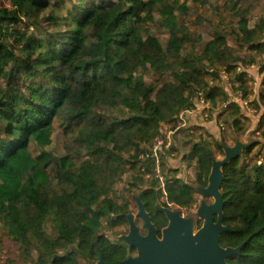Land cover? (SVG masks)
<instances>
[{"label": "trees", "instance_id": "trees-1", "mask_svg": "<svg viewBox=\"0 0 264 264\" xmlns=\"http://www.w3.org/2000/svg\"><path fill=\"white\" fill-rule=\"evenodd\" d=\"M7 1L0 3V248L7 243L11 250L3 264H89L98 258L95 241L105 262L118 264L130 251L102 229L104 220L108 230L127 225L118 189L125 168L161 124L171 125L194 104L212 69L255 62L244 50L264 49V17L249 26L255 0ZM209 9L231 16L235 28L221 30L222 18L206 17L209 38H193L187 18L196 14L197 24V10ZM21 27L28 31L23 37ZM243 76L234 77L240 87ZM209 89L217 108L227 93ZM253 104L256 116L239 101L224 110L234 131L252 116L260 124L264 102ZM215 129L218 136L219 124ZM258 145L222 169L223 224L232 231L220 235V245L248 240L228 264H264V166L250 171L244 162ZM210 155L200 137L182 157L195 167V186L177 176L178 167L172 177L166 170L167 205L190 209L196 186H207ZM163 158L167 165L172 156ZM139 180L131 175L128 184ZM155 187L151 181L137 195L160 228L166 220L156 211L162 195Z\"/></svg>", "mask_w": 264, "mask_h": 264}, {"label": "water", "instance_id": "water-1", "mask_svg": "<svg viewBox=\"0 0 264 264\" xmlns=\"http://www.w3.org/2000/svg\"><path fill=\"white\" fill-rule=\"evenodd\" d=\"M263 142L262 138H250L247 143L236 140L235 145L229 147L220 140L223 159L216 160L210 155L212 164L207 186H196L195 189L203 198H212V203L207 204L202 200L192 217H184L179 210L160 207L158 204L159 211L168 221V225L162 229L161 239L157 237L156 227L141 198L134 197L138 209L136 217L141 219L146 234H140L134 215L128 214V233L120 236L118 240L130 249H135L137 254L119 264H228V258L240 255L248 240L234 248L222 247L219 241L221 234L232 231L230 226L223 224L222 169L231 160L240 157L251 145ZM196 218L202 221L197 230L194 223ZM93 245L98 253L96 264H107L99 244L95 241Z\"/></svg>", "mask_w": 264, "mask_h": 264}, {"label": "rangeland", "instance_id": "rangeland-1", "mask_svg": "<svg viewBox=\"0 0 264 264\" xmlns=\"http://www.w3.org/2000/svg\"><path fill=\"white\" fill-rule=\"evenodd\" d=\"M0 3H2V5H5V6L8 5L7 0H0ZM252 3H253V11H251V14L249 17V26L250 27H252L261 17H264V0H255ZM218 11H221L220 8H218ZM197 13H200V15H202L200 22H198L197 24H196V22H197L198 16L196 14H193L192 16L188 17L186 20L187 23L189 24L193 38H197L198 36H201L204 39L209 38L210 30H209V28H207V25H206V17L207 18L212 17L216 20L222 18L223 19V26H221V28H220L221 30H225L227 32H230L231 30H233L235 28L236 22L228 14L224 15L222 13H218V15H217V14H215V10H210V9L203 11V12L200 10H197ZM19 32H20L21 36L23 37V34H27L28 31L26 30V28L21 27ZM230 44L235 46V44L233 42H230ZM244 51L252 54L255 62H253L251 64H264V49L261 50V52H259V51H256V52L252 51L251 52V49L246 48ZM246 61L248 63V59H246L244 62H246ZM220 69H223V68H217L216 70H220ZM212 74H213L212 76L209 75V77H208L209 81H208V84L206 85L208 88L217 86V87H219L220 90H223L224 87H227V88L229 87V84L228 83L225 84L224 82H222L218 78V76H216L215 73H212ZM144 78L147 81H152L154 77L150 71L146 70L144 72ZM230 82H231V80H230ZM206 86L204 89H207ZM222 86H223V88H222ZM232 89H233V91H230V92H234L236 90L235 88H232ZM241 91H243V90H241ZM250 91L253 92L252 89ZM248 92L249 91L246 89L245 95H247ZM233 96H234V94H233ZM227 98H229V95H227ZM225 100H226V97L225 98L219 97L217 104L220 106L222 104V102H224ZM253 103H254V101H252L251 105H249L247 108V110L251 114H255L251 110H253V111L257 110ZM224 110L223 109L222 110L217 109V108L213 109L212 110V117H213L214 113L216 115L219 113L224 114L225 113ZM225 116H224L225 118L223 117L221 119V125L223 126V130L221 129V131H219L220 134L218 136H214L213 134H209L205 130L200 129L198 127H195L194 125H190L189 128H183V129L179 130L178 132L174 133L173 150L171 153H169V157L172 156V159L169 160L167 165H165V162L163 164V169H165V168H166V170L169 169L168 172H169L170 177L173 176L172 170L176 169L178 167L180 171H179L177 176L179 178H183L188 184H192L193 186H195V184H194L195 167H194V165L190 168L186 167L185 163L182 161V157L184 154L189 152L192 142L198 141L200 139V137L202 138V140H205L206 142L209 143V145L211 146L212 151H213V157L216 160H221L224 157V154H220L216 150L214 143L217 140L218 141L222 140V142L226 146L233 147L235 145L236 140L247 143L250 138H262V139H264L263 137H261L264 134V130H262L261 127L260 128H258V127L253 128L250 120L242 119L240 126H239V130L234 131V129L231 126V120H233V117L229 116V114H227ZM260 125H262V124H260ZM163 128L168 129V130H173L174 126L173 125H167V124H161V129H163ZM263 147H264L263 143L259 144L258 146H256L254 148V150L251 153L252 159L249 160V157H247L245 159L244 162L250 171L255 168V166H256L255 162L257 161L258 156L264 155ZM125 156L128 157L129 155L126 154ZM128 159H129V157H128ZM246 160H249V164L246 163ZM136 167L137 166L135 164H128L127 167L125 168V171L123 172L122 177H121L120 182H119L118 189L121 192L120 194L122 196V202L124 203V212H126V211H130V213L135 212V207H134L133 200H132L133 196L137 195L141 190H144V189H147L150 187V181L149 180H139V182H135L133 185H130V183L128 184V179L131 175H133L134 177L137 176ZM130 170H131V174H127L128 171H130ZM127 185L132 186V188H130V189L132 190L131 193H133V194L124 191L125 187ZM202 200H204V202H206L207 204H210L213 201L212 198H203V196L200 193L196 192L195 193V202L190 207V209H180L175 205H169V207L172 210H179L184 217H192L197 212L199 204ZM158 202L167 206L165 203V196H161V199L156 202V205ZM151 209H152V207H151ZM198 222H200V225L202 224L201 220H199L197 218L194 219L196 230H197V223ZM106 223H107V221L104 220V222H103L104 228L102 229V232L111 241L112 240L114 241L116 236L123 234V230H122L123 228H119L116 230H108L106 227ZM139 225L141 226V223H139ZM8 250H11V245L4 243V246L2 248H0V264L4 263L5 256H6L5 252H7ZM111 261H113V259ZM90 263L94 264V260H92Z\"/></svg>", "mask_w": 264, "mask_h": 264}, {"label": "built area", "instance_id": "built-area-1", "mask_svg": "<svg viewBox=\"0 0 264 264\" xmlns=\"http://www.w3.org/2000/svg\"><path fill=\"white\" fill-rule=\"evenodd\" d=\"M212 73H215L218 78L227 84L233 76H237L239 74L244 73L241 65L236 66L231 71L226 69H212ZM207 89H199L194 93V100L190 99L194 104L185 111H181L177 118L171 123L174 126L173 130L161 129V133L156 135L153 139L149 147L143 151H140L136 154V163L135 165L137 170V176L141 178V180H149L156 182V190L160 192L162 196H166L165 184L167 182V172L166 168L163 169L164 158L163 154L166 152L171 153V148L173 147V136L174 133L177 132L179 128H187V122L185 120L186 116L190 112H197L200 117L204 121H209L212 118V110L215 109L211 106L210 100L207 97L210 89L206 86ZM253 92H257V88L252 89ZM233 101H239L243 103L245 108L247 109L250 102H248L243 96L242 92L239 91L236 95L230 96L226 98L224 102L219 106L221 109H227L228 106ZM218 109V107H217ZM254 112L253 110H251ZM221 129L223 130V126L221 123L219 124ZM263 154V153H262ZM252 156V154H251ZM249 157V160L252 157ZM249 160H246V163L249 164ZM258 166H264V155L258 156L257 161L255 162ZM127 187V186H126Z\"/></svg>", "mask_w": 264, "mask_h": 264}, {"label": "crops", "instance_id": "crops-1", "mask_svg": "<svg viewBox=\"0 0 264 264\" xmlns=\"http://www.w3.org/2000/svg\"><path fill=\"white\" fill-rule=\"evenodd\" d=\"M239 65H241V67L243 69L244 73H242V74H244V76H246L247 82L245 84H243L241 86V88H239L240 86L236 83V81H234V77H233V79H231V83L230 82L228 83L229 84L228 88L227 87L223 88V86H222L223 90L227 93V95L233 96V94L236 95L240 90H243L244 92H246V89H247L249 92L247 95H245L246 97H244V98L248 102H250L249 105H251L252 101H257L259 98L264 102V64H239ZM242 74H240V75H242ZM254 87L257 88V92H251L250 91ZM232 88H235L236 90L234 92H230V91H233ZM218 109H221L219 107V105H218ZM253 113H255L257 115V110L254 111ZM255 114H253V115L256 116ZM225 115H227V113H224V114L219 113L217 115L214 113L213 119L209 120V122L203 124V123H201L202 119L197 112H190L187 114V116L185 118V120L187 122L186 127L189 128L190 125H194L195 127H198L200 129L205 130L209 134H213L214 136H217V130L215 129V125H216V123L220 124L221 119ZM254 116H252V119H250V121H252V123H251L252 126H255V124H257V122H259V120H257L258 116H257V118ZM241 121H242V119H241ZM260 124H262V125H260ZM260 124H257L255 127H258V128L261 127L262 130H264V125H263L264 124V112L260 115ZM183 128L184 127L179 128L177 130V132ZM263 145H264V142H263ZM263 149H264V147H263Z\"/></svg>", "mask_w": 264, "mask_h": 264}, {"label": "flooded vegetation", "instance_id": "flooded-vegetation-1", "mask_svg": "<svg viewBox=\"0 0 264 264\" xmlns=\"http://www.w3.org/2000/svg\"><path fill=\"white\" fill-rule=\"evenodd\" d=\"M136 196H138V195H134L133 198H132V200H133V204H134V207H135V212L130 213V211H126V212H125V213H126V218H127V215H128V214H133V215H134V222H135L136 225L138 226L140 234H141V235H145V234H146V231H145V229H144L143 226H142V221H141L140 218L136 217L137 210H138V209H137L136 202L134 201V197H136ZM158 204H159L160 207H169V205H167V204H166L167 206H165V205H163V204H161V203L158 202L157 205H156L155 207H156V211L159 212V213H162V212L159 211V206H158ZM144 206H145V204H144ZM169 208H170V207H169ZM145 209H146V207H145ZM170 209H171V208H170ZM171 210H172V209H171ZM146 211H147V209H146ZM147 213L150 215V213H149L148 211H147ZM154 213H155V212H154ZM180 213H181V212H180ZM162 214H163V213H162ZM181 215H182V214H181ZM163 216H164V218H165V220H166L165 225H163V226L160 227V228H157V227L155 226V227H156V234H157V237H158L159 239H161V237H162V229L168 225V221H167V219H166V217H165L164 214H163ZM182 216H183V215H182ZM150 217H151V215H150ZM151 221H152V220H151ZM139 223H141V226L139 225ZM152 223H153V222H152ZM153 224H154V223H153ZM154 225H155V224H154ZM200 226H201V225H200ZM200 226H199V227H200ZM199 227H197V229H198ZM121 228H123V229H122V230H123V234H121V235H119V236H116L114 242H120V241L118 240V238H119L120 236H122V235H126V234L128 233V229H129L128 221H127V225L124 226V227H121ZM112 241H113V240H112ZM120 243H122V242H120ZM125 246H126V245H125ZM126 247L129 249L130 253L126 256L125 259L130 258V257H135L136 254H137L136 250H135V249H130L128 246H126ZM125 259H123V260H125ZM97 260H98V259L94 260V264H96ZM123 260H121V261H123ZM121 261H119L118 264H119ZM89 264H92V263H89Z\"/></svg>", "mask_w": 264, "mask_h": 264}]
</instances>
